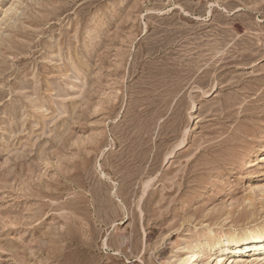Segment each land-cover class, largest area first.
Masks as SVG:
<instances>
[{
  "label": "rangeland",
  "instance_id": "obj_1",
  "mask_svg": "<svg viewBox=\"0 0 264 264\" xmlns=\"http://www.w3.org/2000/svg\"><path fill=\"white\" fill-rule=\"evenodd\" d=\"M258 186L264 0H0V264H176Z\"/></svg>",
  "mask_w": 264,
  "mask_h": 264
},
{
  "label": "bare ground",
  "instance_id": "obj_2",
  "mask_svg": "<svg viewBox=\"0 0 264 264\" xmlns=\"http://www.w3.org/2000/svg\"><path fill=\"white\" fill-rule=\"evenodd\" d=\"M262 148L261 146L260 149L262 150ZM258 187L261 192L260 197L264 199V189L261 188L263 186ZM234 190L236 191V189ZM253 192L255 194V191ZM252 197L246 198L249 209H247L245 215L247 219L251 220L249 221L251 225L246 230L240 233L239 228L233 226L229 229L219 228L216 231L209 229L207 234L211 233L213 240L206 244L195 245L191 248L189 254L182 252L183 254L178 257L176 264H264V251L243 256L239 255L247 247H261L264 244V211L260 213L254 208V197ZM258 215L262 217V220L258 219ZM216 249L220 252L217 255L215 253ZM210 250L213 251L208 254Z\"/></svg>",
  "mask_w": 264,
  "mask_h": 264
}]
</instances>
